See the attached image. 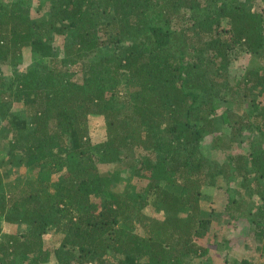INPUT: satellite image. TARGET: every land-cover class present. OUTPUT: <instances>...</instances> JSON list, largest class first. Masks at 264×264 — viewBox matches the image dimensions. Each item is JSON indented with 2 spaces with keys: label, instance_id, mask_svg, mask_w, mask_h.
I'll list each match as a JSON object with an SVG mask.
<instances>
[{
  "label": "trees",
  "instance_id": "1",
  "mask_svg": "<svg viewBox=\"0 0 264 264\" xmlns=\"http://www.w3.org/2000/svg\"><path fill=\"white\" fill-rule=\"evenodd\" d=\"M222 216L264 240V0H0V264H193Z\"/></svg>",
  "mask_w": 264,
  "mask_h": 264
},
{
  "label": "rangeland",
  "instance_id": "2",
  "mask_svg": "<svg viewBox=\"0 0 264 264\" xmlns=\"http://www.w3.org/2000/svg\"><path fill=\"white\" fill-rule=\"evenodd\" d=\"M62 38L59 37L56 39V46L58 49L62 47ZM27 52V51H26ZM25 52V57L23 60V64H26L31 61V56ZM252 60H249L247 57H243L241 60L237 61L232 65L231 74H239L238 72L245 67L252 65ZM24 66V65H23ZM11 72V68L5 69L6 75ZM88 126L90 130V136L93 141H97L98 138L103 134V125L102 121L99 117H89ZM222 155V154H221ZM218 159L222 158L220 155L217 156ZM103 172H119L122 170L120 166H102ZM18 172L22 175V177H32V173L28 172L24 169L18 170ZM120 175V185L117 186V189L121 190H129L131 193H135L138 189L139 185L135 177L129 175L127 172L123 171ZM225 189H215V188H207L203 189L202 195L200 197V207L207 213L210 210H214L218 214L224 213V208L226 204L227 195L224 192ZM146 213L149 216H155L160 218L161 213H155V211L148 207L146 209ZM223 218V220H222ZM220 218V224H218L215 228L207 234V237L202 239L203 242L207 240V248L209 250V254L206 257L197 258L193 264H224V257H228L230 262L228 264H232L231 260H235L238 264H242V260L246 261L250 264H264V240L257 242L252 238H249L246 242H242L239 244V240L237 239L236 234L241 230L243 225L241 223H236V228L234 224L227 225L225 222V218L222 216ZM23 229H21L22 231ZM4 231L15 233L17 228L15 226H10L4 228ZM236 235V236H235ZM225 237V238H224ZM60 235H49L45 238L44 243L47 249L51 250L52 248L58 245ZM223 240H228L227 248H224L222 245Z\"/></svg>",
  "mask_w": 264,
  "mask_h": 264
}]
</instances>
